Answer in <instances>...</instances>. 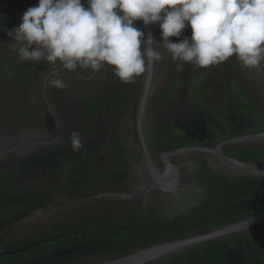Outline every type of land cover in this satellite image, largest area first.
<instances>
[{
  "label": "flooded vegetation",
  "instance_id": "af4514ba",
  "mask_svg": "<svg viewBox=\"0 0 264 264\" xmlns=\"http://www.w3.org/2000/svg\"><path fill=\"white\" fill-rule=\"evenodd\" d=\"M29 2L32 6L38 4V0H26L25 3ZM187 34L184 31L182 36ZM153 36L157 42H162L158 25H153ZM156 47L164 58L163 63L153 64L141 125L138 113L147 67L146 72L132 83H123L116 78L111 66L90 74L87 73L89 69L78 67L83 73V81L95 82L91 83L90 91L80 92L83 111L77 110L79 100L75 107L72 104L74 95L79 93L73 92L70 101L66 102L68 109L59 112L60 119L55 120L54 126L49 127L43 137L16 139L14 136L9 149L0 150V163L8 170L13 168L11 161L22 167L16 188L24 189L25 183L34 190L39 188L38 193L43 195V201H47L45 206L39 205L41 209L32 210L35 214L50 206L52 211L56 209L57 203L50 201L53 196L44 186L55 187L62 183L64 190L74 188L92 193L90 197L95 203L85 207L80 218L107 216V219L117 221L120 216L122 222L135 212L171 215L186 205L189 208L197 205L199 195L208 188L203 178L205 170L229 179L233 173L236 176L247 173L234 171L202 148L234 136L264 132L261 130L264 114L258 106L264 105V100L260 102L258 93L252 95L242 85L252 75L264 77V62L252 71L242 68L234 56V59L207 68L181 64L178 70V64L168 59L170 53L160 44ZM216 72L218 77L212 78L210 75ZM64 79H67L66 74ZM89 103L92 108H86ZM110 118L114 121L112 130L108 128ZM73 130L82 141V147L75 151L67 139ZM2 134L6 135L5 132ZM260 141L264 140L226 143L221 147L222 153L226 157L245 160L233 152L247 156L239 148L246 147L247 143L251 145L249 147H257ZM2 144L3 140L1 148ZM7 151H15L12 154L14 160L6 155ZM11 188L15 189V186ZM122 202L125 204L117 205ZM29 247L31 245L23 251L29 253ZM99 250L95 249L92 258L111 257L107 251L100 254ZM61 257L62 262L83 263L81 259L74 260L70 254Z\"/></svg>",
  "mask_w": 264,
  "mask_h": 264
},
{
  "label": "trees",
  "instance_id": "16d2710c",
  "mask_svg": "<svg viewBox=\"0 0 264 264\" xmlns=\"http://www.w3.org/2000/svg\"><path fill=\"white\" fill-rule=\"evenodd\" d=\"M5 1L9 12L11 8L16 7L19 14L11 18L9 12L3 13L5 8L0 7V81L13 76L16 71L15 66L19 62L18 55L9 47L12 40L7 32L21 23L26 2V0H21L20 3ZM83 2L87 6L86 0ZM5 39L10 40V43L4 48ZM170 39L179 42L180 38ZM23 63H27L23 71L26 67L30 71L27 81L39 78L41 75L47 79L52 78L54 71L62 67L59 61L54 65L43 60L38 63ZM23 77L19 78L18 83L24 81ZM13 104L14 109L0 110V133L4 132V128L11 130L8 136H4L3 148L0 150L9 149L8 145L14 142V139L10 140V134H15L13 130L19 131L16 139L24 136L37 139L43 137L49 127L54 126L52 118L46 121L32 117L30 120L24 107L17 102ZM261 130L264 131V126ZM257 143L260 144L257 147H249L251 145L247 143L246 147L239 148L247 156L240 152H232L236 157L264 163V141ZM6 155L14 160L12 153L7 151ZM10 163L12 170H8L5 164L0 163V235L6 229L14 228L18 223L26 225L25 221L33 214L32 210L39 205L45 206L47 202L43 201V195L38 193L40 190H34L31 185L26 187V183L23 190L11 188L17 185L16 180L22 167L18 163L15 165L12 161ZM207 170L204 171L206 176L203 178L208 188L204 194L199 195L197 205L185 212L179 211L178 214L172 215L162 213L141 215L140 212H135L126 216L122 222L120 216L117 221L112 218L109 220L107 216H84L47 229L34 230L26 226L27 228L23 230L24 227L21 226L20 229L14 230L10 238L0 237V264H72L75 262H62L61 255H54L71 248L72 251L68 250L64 254H70L74 260H83L80 264H90L94 261L92 257L96 248H100V254L107 251L111 258L118 257L166 240L244 220L264 210V175L236 176L233 173L229 179L222 174ZM7 184L12 185L7 186ZM29 245H31L30 252L26 253L23 250ZM148 264H264V221L199 242Z\"/></svg>",
  "mask_w": 264,
  "mask_h": 264
},
{
  "label": "clouds",
  "instance_id": "9594fccd",
  "mask_svg": "<svg viewBox=\"0 0 264 264\" xmlns=\"http://www.w3.org/2000/svg\"><path fill=\"white\" fill-rule=\"evenodd\" d=\"M86 5L83 0H38L22 14L19 26L7 32L11 51L21 62L59 61L60 70L81 78L80 69L98 72L111 66L123 83L134 82L149 63L163 60L157 44L172 60L197 68L233 56L249 70L264 62V0H86ZM137 21L145 27L158 25L162 42L146 35ZM189 27L191 37H182ZM49 84L54 90L67 87L62 76ZM51 95L57 104L55 92ZM61 105L54 115L64 113ZM67 139L73 151L82 147L76 130Z\"/></svg>",
  "mask_w": 264,
  "mask_h": 264
},
{
  "label": "water",
  "instance_id": "95a60500",
  "mask_svg": "<svg viewBox=\"0 0 264 264\" xmlns=\"http://www.w3.org/2000/svg\"><path fill=\"white\" fill-rule=\"evenodd\" d=\"M145 32L146 34L151 33V35H153L152 25L146 26ZM152 67H153L152 63H149L147 65V79L145 81V86L143 89V98L138 113V119L140 125L142 124L143 121L146 98L149 92ZM257 140H264V132H260L257 134L234 136L226 140H223L220 143L209 144L207 146H204L202 149H206L208 153L214 154L215 157H217L224 164H226L227 167L233 169L234 171L247 172V173L241 172L239 175H245V174L264 175V164L241 160L234 157H226L222 153L221 147L226 143L249 142V141H257ZM47 192L48 194L49 193L52 194L53 196V198H51L53 199L52 201L57 203L56 209L52 211V206H50L49 209L41 210L37 214H35L36 212H32L33 214L29 216L25 221L26 225L18 223L10 231L2 232L0 235L1 239L10 238L11 236H13L14 230L20 229L21 226H24L23 230L27 228L26 226H29L34 230L47 229L49 227L52 228V227H56L57 225L59 226V224L61 223L63 224V223L75 221L76 219L78 220L85 212V207H89V205L95 203L92 197H90L92 193L85 191H78L77 189L74 188L71 190H64L63 187H60L52 190H47ZM97 203L99 204V200ZM119 204L124 205L125 202L117 203V205ZM38 207L39 209L42 208V206H38ZM159 207H163V206H159ZM188 209L189 207L188 205H186L182 207L181 212H185ZM160 210L164 211L165 209L160 208ZM162 214L166 215L165 212H163ZM263 221H264V210L244 220H240L234 223H230L200 233L166 240L164 242H160L147 247L140 248L136 251L130 252L122 256H118L114 258L111 257L110 258L101 257L99 259L93 258L94 261L90 264H148L159 258H162L179 250L185 249L199 242L210 240L212 238H216L231 232L239 231L241 229H245L253 225L262 223ZM68 250L72 251V248ZM68 250L58 252L56 253V255H62L66 253Z\"/></svg>",
  "mask_w": 264,
  "mask_h": 264
},
{
  "label": "rangeland",
  "instance_id": "374dc122",
  "mask_svg": "<svg viewBox=\"0 0 264 264\" xmlns=\"http://www.w3.org/2000/svg\"><path fill=\"white\" fill-rule=\"evenodd\" d=\"M10 1L13 3H20L21 0H17V2H15L14 0H10ZM2 5L5 8L3 13L9 12L8 7H7V2L5 0H0V7H2ZM31 6H32V2H29V4L25 3L24 5L25 11ZM18 14H19L18 9L16 7L11 8L9 12V15L11 18L18 16ZM137 25L138 27L143 28L144 30V25L142 21H137ZM185 31L188 32L187 36L190 38L192 34L191 28L189 27ZM7 43H10V40L5 39V41H3L4 48ZM3 55H4V52H3ZM13 58H14V55H13ZM168 59L170 60V62L174 64L187 65L179 60L174 61L171 58H168ZM231 59H234V56ZM17 61L19 62L17 63V66H15V69H16L15 74L7 80L0 81V97H1L0 98V110L1 111H4L5 109H14L15 107H14L13 102H17L20 106L24 107V110L27 111L30 120L32 117L33 119L39 118L40 120L44 119L46 121L50 120L51 118L53 120H57V119H60V117L58 115H54L55 112H57L58 109L60 110L62 109V105H61L62 103H63V111L68 109L66 106V102L70 101L71 94L73 92H79V93L78 95L76 94L74 95L75 98L71 100L72 104L75 107L76 102L79 100L78 105H77V110L83 111L84 103H82L80 100V97H81L80 92L84 93V92L90 91L91 90L90 87H92L91 83L95 84L94 81L91 80V82H87V81L82 80L80 82L81 77L78 74H76L75 72H71V71L60 70V69H63V67L55 70V73L52 78L47 79L46 77H43L41 75L39 78H36V79L32 78L31 80L28 79L27 81L28 73L30 72L29 68L26 67L24 68V71H23V67L27 63L20 62V60H17ZM161 63H163V61H161ZM251 70L255 71V69H251ZM65 73H67V79H65V84L67 85V87L64 89L54 90L55 88L49 84V81L53 78L60 79L61 76L64 78ZM87 73L89 74L92 73V70L89 69ZM21 76H24L23 77L24 81L21 83H18V80ZM210 76L216 79L218 77V74L216 72ZM252 76H253L252 78L249 77V79H246L242 85H244L251 92L252 95H256V93H258V98L260 102H262L264 100L263 99L264 97V77L258 76V75H252ZM255 80L257 81L258 84L256 83ZM68 81L70 83H68ZM219 81H223V80L219 78ZM72 84H75L76 87H73ZM253 86L254 88H252ZM78 88H79V91H78ZM52 92H55V94L57 95V101H58L57 104H55V99L51 95ZM19 105H16V106H19ZM258 106H259V110L261 111V113L264 114V108L261 107V106L264 107V105L259 104ZM88 107L92 108V104L89 103V105H87L86 108ZM112 121L113 119L110 118L109 119L110 126H108L110 130L113 129L112 124L114 121L113 122ZM7 124L10 125L9 122H7ZM3 131L6 133L7 136L9 135V133H11V130L9 129L5 130L4 128ZM13 131L15 134H10V140L12 137L19 135V131H15V130ZM1 140L4 141V135L2 133H0V149H1ZM13 153H15V151H12V154Z\"/></svg>",
  "mask_w": 264,
  "mask_h": 264
},
{
  "label": "crops",
  "instance_id": "0c3cea01",
  "mask_svg": "<svg viewBox=\"0 0 264 264\" xmlns=\"http://www.w3.org/2000/svg\"><path fill=\"white\" fill-rule=\"evenodd\" d=\"M15 186V189H17L16 188V185H14ZM41 187V186H40ZM60 187H63V184L62 183H60V185H58V186H53V185H46V186H44V188H47L46 189V191L47 190H52V189H56V188H60ZM43 188V187H42ZM20 190H23V189H20ZM35 190H40L39 188H36Z\"/></svg>",
  "mask_w": 264,
  "mask_h": 264
}]
</instances>
